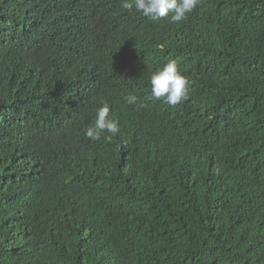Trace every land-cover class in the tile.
Returning a JSON list of instances; mask_svg holds the SVG:
<instances>
[{
    "label": "trees",
    "instance_id": "obj_1",
    "mask_svg": "<svg viewBox=\"0 0 264 264\" xmlns=\"http://www.w3.org/2000/svg\"><path fill=\"white\" fill-rule=\"evenodd\" d=\"M121 3L0 0V264H264V0Z\"/></svg>",
    "mask_w": 264,
    "mask_h": 264
},
{
    "label": "clouds",
    "instance_id": "obj_2",
    "mask_svg": "<svg viewBox=\"0 0 264 264\" xmlns=\"http://www.w3.org/2000/svg\"><path fill=\"white\" fill-rule=\"evenodd\" d=\"M197 3L198 0H122L121 6L128 10L135 7L138 12L151 19L164 18L171 12V22L177 23L186 19V14L191 12ZM150 84L151 96L157 100L163 98L169 105L174 106L188 98L190 82L174 60L156 70L151 75ZM134 102L135 97L128 98V103ZM109 112L107 103L97 110L94 126L86 131L87 137L99 139L104 131L113 135L119 132L118 122L109 117Z\"/></svg>",
    "mask_w": 264,
    "mask_h": 264
}]
</instances>
